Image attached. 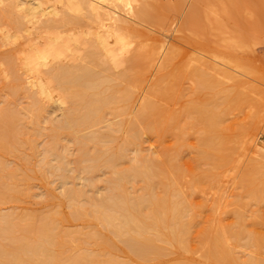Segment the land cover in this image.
<instances>
[{"label":"bare ground","instance_id":"obj_1","mask_svg":"<svg viewBox=\"0 0 264 264\" xmlns=\"http://www.w3.org/2000/svg\"><path fill=\"white\" fill-rule=\"evenodd\" d=\"M146 2L0 0V47L17 45L16 49L13 48L15 51L0 61V75L13 83L7 86L5 82L4 85L13 100L6 98L4 105L0 106V204L18 201L24 194L28 196V187L24 188V182L29 179L25 170H28L26 166L34 158L31 154L39 155L35 161L41 175L45 178L52 176L53 181L57 182L56 188H48L46 194L43 193L46 200L60 199L58 203L54 202L55 207L52 205L53 208L41 212L1 209L0 264H133L119 257V244L114 238L124 244L123 250L128 256L146 264L162 261L166 256L164 243L188 253H199L208 264H264V236L248 235V247L254 250L247 253L245 259L228 245L231 237L237 240L243 235L241 232H231L226 227L214 231L206 226L202 236L200 234V245L192 244V225H195L196 216L193 204L187 202L188 198L178 188L180 161L174 162L169 157L159 163L152 153L150 156L139 151L129 157V146L140 142L136 135L137 126L132 125V121L133 134L127 136L117 149L113 143L118 138L121 124L112 126L111 119V125L93 130L111 112L119 114L122 110V116L128 115L126 113L136 97L134 90L144 81L142 71L149 68V63L153 64L163 49L161 45L160 51L153 46L146 50L143 47L145 43L135 47L137 38L134 37L139 36V39L144 34L142 30L137 31L140 35L137 32L134 34L135 19L165 25L163 18H157L159 15L156 17L149 11ZM236 31L233 41L238 46L246 47V37ZM125 65H129V68ZM123 66L130 71L139 70L136 73L123 72ZM221 67V71L227 69H224L225 65ZM159 70L161 74L153 88L149 89L148 97L144 98L146 93L143 100L138 97L139 101H143L138 119L146 121L153 132L164 134L171 117L165 120V105L162 106L160 102L172 90L166 88L165 83L170 75L163 74V65ZM206 81L202 79V84L210 87ZM214 84L219 86V83ZM154 97L157 102L152 100ZM206 107L207 110L210 108ZM200 111H203L202 107ZM205 112L210 116L211 110ZM135 113L133 111L134 116ZM212 116L216 117L215 113ZM215 121L204 125L206 136L201 144L203 159L223 167L227 147L219 136V125ZM91 128V131L84 133ZM71 144L74 146L69 147ZM73 147L75 151L71 153ZM25 149L32 153L28 155ZM2 154L17 156L24 162V169L10 165ZM174 159L177 160L176 157ZM123 162L128 164L121 168ZM103 168L108 170L109 176L101 179L104 182L101 185V177L97 174ZM250 173L247 175V192L256 199L262 196L264 183L255 185L256 179L253 180V173ZM96 177H100V184ZM137 181L141 182L142 193L129 190L128 184L134 187ZM157 187L161 189L160 192L156 191ZM63 204L70 208L68 215H63L60 210L59 206ZM72 220L87 222L88 228H66L64 223ZM207 262L180 257L170 264Z\"/></svg>","mask_w":264,"mask_h":264},{"label":"rangeland","instance_id":"obj_2","mask_svg":"<svg viewBox=\"0 0 264 264\" xmlns=\"http://www.w3.org/2000/svg\"><path fill=\"white\" fill-rule=\"evenodd\" d=\"M145 2L149 4L147 8L153 15L156 17L159 15L157 18H163L165 25L160 26L154 21L147 23L142 20L143 24L140 19H138L140 22L135 19L133 22L136 23L133 27L136 28L134 34L138 30H142V33L147 34L144 37V34L140 33L143 37L140 36L139 39V36L134 37V39L137 38L135 39L137 41L134 42L135 47L139 43H142V45L145 43L143 47H146L144 48L146 50H149L152 46L159 48L161 45L163 49L157 48L159 51L161 50L160 53L157 52V49L155 51L159 54L155 60L157 63L155 61L151 65L149 63V68L147 67L145 72L142 71V74L144 73L143 76L145 75L144 81L140 87L134 90V97L136 96L134 98L135 104L133 103L132 107L129 108L128 113H126L128 115L124 114L122 116V110L117 109V111H121L119 114L111 112L110 115H106L107 118H105L104 122L101 125L93 127V130H99L101 127H107L111 124L112 126L118 123L121 124V130L117 132L118 138L113 143V147L117 149L124 143L127 136L133 134L131 133L133 130L130 125H135V127L137 126L136 130H139H137L136 135L138 136L137 140L140 142L129 146V157H133V155H136L135 151H139L149 155L152 153L155 157L154 159L158 162L160 161L159 163L167 160L169 157L173 158L174 162L180 161L178 164L181 174L178 180V188L188 198L187 202L189 201L190 205L193 204V213L196 216L195 225H192L194 227L192 230L194 235L191 240L192 244L200 245L199 242L202 239L204 227L207 226V228L214 231L218 228L223 229L226 227L231 232H241L243 235V238L241 237L237 240L231 237L228 245L237 252H240L239 255L242 259H245L247 253L254 250L253 247H248V235L264 236V191L262 192V196L256 199L248 195L249 193L247 192L248 173H253L252 178L253 180L256 179L254 181L255 185L261 186L264 183V0H143V3ZM207 9H213V12ZM205 15L209 16L205 17ZM237 21L238 23L236 24ZM236 30L246 37L245 44L247 48L245 45H239L243 47L240 48L233 41V36L237 32ZM137 33L140 35L139 32ZM13 48L16 49L17 45L0 47V61L11 54V51H15ZM162 55L164 57L161 59ZM158 59H161V64H159ZM162 65L164 69L163 74L170 75L168 76L169 78L167 77L169 79L168 83L167 78L165 79L166 88L170 87L172 91L160 103L162 106L165 105L163 107L165 110V120L168 117L171 118L170 121H167L170 125L167 127L166 132L158 134L150 130V125L146 121L143 122L141 119H138V114L143 102L141 100L148 97L147 95H149L151 88H153L152 86L157 82L161 74L159 68ZM224 65L226 66L224 69H227L221 71L219 68ZM125 67L122 70L123 72L126 70V72L133 73L134 71L136 73L139 70L130 71L126 69L129 68V65ZM195 69L199 70L197 71L198 73ZM119 72L121 71L119 70ZM202 72L204 73L201 75ZM199 75L203 77H199ZM196 76L198 77L196 78ZM209 78L210 80H208ZM215 78L219 80H214ZM202 79H206V82L210 83V87L203 85ZM214 81L219 83V86L214 84ZM5 82L7 86L13 84L11 79H3V77L0 79V106L4 105L6 98L10 97L9 99L13 100L8 95V89L4 86ZM212 84H214V87ZM222 96H225V98L223 99ZM138 97L139 99L142 97L140 101ZM154 98L152 100L157 102V98ZM218 101L220 104L217 103ZM223 103H225L224 106ZM213 105H215L214 108H211ZM218 105H220L219 108H217ZM206 106H210L211 109L208 108L207 110ZM201 107L203 111H200ZM209 110H211V113ZM133 111L137 113H135V116L133 115ZM205 111H208L210 116ZM213 113H215L216 117H219L216 119L215 116H212ZM116 115L118 116L116 117ZM220 115L223 116L220 117ZM137 121H139V124ZM213 121L218 123L219 136L226 142V163L223 167H217L215 163V165L213 164V161L207 162V160L203 159L201 144L203 138L206 136L204 129L206 126L204 125ZM141 124H147V126L141 127ZM91 130L92 128L86 130L84 133H88ZM72 146L74 145L71 144L69 147ZM74 149L73 147V152L71 151V153H74ZM25 150L29 152H26L28 155L32 153L30 150ZM2 155L10 165L14 167L20 166L24 169V162L17 158V156L13 154ZM31 155L34 158H32L30 165L26 166L28 170H25L28 171L29 179L24 182V188L28 187V193L31 195L28 194L27 196V194H24L18 201L0 204V211L1 209L8 211L17 208L18 211L41 212L42 210L45 211L46 209L53 208L54 202L55 204L59 202L60 199L58 198L49 202L46 200L44 194H46L48 188H56L57 182L53 181L52 176L45 178L41 175L38 168H36L37 162L35 161L37 158L39 159V155ZM159 157L160 159H158ZM175 157L177 160L174 159ZM35 162L36 164H34ZM127 164L128 162H123L120 167H126ZM73 174L72 176H74ZM97 175L101 177H96L98 183L100 184V181H102L101 185H103L104 182L101 179L105 180V177L109 176V172L103 168L98 171ZM128 186L131 191L143 192L140 181L135 182L134 187L130 183ZM160 190L159 187L156 188L157 192H160ZM59 207L63 215L70 213V208L66 204ZM64 225L66 228H74L73 230L77 228L85 230L88 228L87 222L76 220H72L71 222L66 221ZM114 240L119 244L117 254L121 259L129 260L133 264H146L140 259L133 260L135 258L133 256L131 258L123 250L124 244L116 238ZM163 246L167 249L164 250L166 256H163L162 261L156 262V264H170L178 261L180 257L187 260L194 258L195 261L202 263L207 262L199 253H195L194 251L188 253L170 243H164Z\"/></svg>","mask_w":264,"mask_h":264}]
</instances>
